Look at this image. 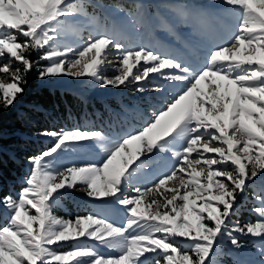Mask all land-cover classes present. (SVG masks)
<instances>
[{"label":"snow or ice","instance_id":"snow-or-ice-1","mask_svg":"<svg viewBox=\"0 0 264 264\" xmlns=\"http://www.w3.org/2000/svg\"><path fill=\"white\" fill-rule=\"evenodd\" d=\"M86 6L0 0V113L19 103L32 72L41 82L88 77L103 89L133 86L162 102L142 127L115 138L79 127L37 132L51 146L25 158L15 197L0 190V264H219L226 240L243 247L236 234L258 238L264 256V197L256 222L232 219L238 196L264 173V0H217V15L239 19L186 55L155 52L99 24L73 46L66 37H78ZM116 10L131 16L133 31L151 23L142 12ZM112 57L118 66L104 76ZM93 147L103 155L76 162ZM77 192L99 201L93 213L57 217L54 209ZM116 217L122 222H110Z\"/></svg>","mask_w":264,"mask_h":264},{"label":"rangeland","instance_id":"rangeland-1","mask_svg":"<svg viewBox=\"0 0 264 264\" xmlns=\"http://www.w3.org/2000/svg\"><path fill=\"white\" fill-rule=\"evenodd\" d=\"M81 2L87 5L85 11L88 13V18H94L96 23H90L88 18H80L81 22L77 25L78 37L73 32H69L66 37L73 46L86 43L91 38L89 33L99 24L109 31L124 30L131 41L148 46L150 50L186 55L190 47L205 38V32L208 34L217 32L229 21L235 23L239 19L238 12L229 13L226 17L217 15L218 10L215 7L217 0H81ZM97 4L100 6L95 7L94 5ZM116 6L124 8L125 12L130 14L142 12L150 19V25L140 28L138 32L133 31L129 24L131 16L118 12ZM178 10H183L189 15L181 18L177 14ZM196 13L203 15L197 18L193 15ZM183 23L185 30L176 34L177 27ZM30 58L36 60L38 56L33 53ZM110 59L112 63L104 66L102 72L104 76L114 75V69L118 66V61L114 57ZM41 63L46 62L41 61ZM0 78H3V74H0ZM27 81L25 92L20 97L19 103L11 111L0 113V137L18 135L29 139V144L34 150L40 149L41 146H51L44 143V138L29 130V123L34 121V112H45L39 104L29 99V96L40 88L44 87L50 91L56 89L59 94L68 92L77 97L74 99V109L78 112L69 116L66 121L60 122L63 128L79 127L83 130L101 131L110 138L123 136L138 128L136 121L139 122L141 113L154 105L161 95L149 92L141 97L133 90V86L122 89H103L88 82V77L79 79L63 77L41 82L37 79V73L32 72L28 75ZM15 120L24 124V127L18 130L7 128L13 126L16 123ZM0 149L8 154L17 155L18 150L22 151L24 148L11 145L0 147ZM76 155V162L83 164L90 159H98L103 153L99 148L93 147ZM261 174L257 181L249 183L247 189L238 196L239 214L232 219L239 221L241 225L256 222L259 219L253 209L262 206L258 199V197H264V173ZM96 203L99 201H94L84 193L77 192L74 199H67L61 207L54 209V214L59 218L75 219L78 215L92 214L93 208L90 205ZM116 208L120 209L121 206L117 205ZM4 211L0 209V213ZM123 215L126 216V213ZM110 222L121 223L122 218H112ZM236 235L243 247L236 250L226 240L223 246L224 254L220 255V249H217V257L214 259H218L219 264H264V256L260 254L261 245L257 243L258 238L250 235ZM100 251L105 255L111 254L105 249Z\"/></svg>","mask_w":264,"mask_h":264},{"label":"trees","instance_id":"trees-1","mask_svg":"<svg viewBox=\"0 0 264 264\" xmlns=\"http://www.w3.org/2000/svg\"><path fill=\"white\" fill-rule=\"evenodd\" d=\"M76 98L71 93L63 92L59 94L56 89L50 91L44 87L34 92L32 96H29V99L39 104L45 112H34V121L29 123V130L37 133L41 130L58 131L63 128L60 122L66 121L69 116H73L78 112L77 109H74V99ZM14 122L16 123L13 126L7 128L18 130L24 127V124L19 121L15 120ZM43 122L45 123L43 124ZM29 142V139L18 135L0 137L1 148L11 145L24 148L22 151L19 149L17 155L8 154L3 149H0V159L3 161L2 169H0V190L4 194H11L14 197L17 195L19 189L22 187L19 180L21 177L27 175V166L24 163L25 158L38 154L41 150L47 148L41 146L36 151L31 147ZM13 156L15 159L12 158Z\"/></svg>","mask_w":264,"mask_h":264},{"label":"built area","instance_id":"built-area-1","mask_svg":"<svg viewBox=\"0 0 264 264\" xmlns=\"http://www.w3.org/2000/svg\"><path fill=\"white\" fill-rule=\"evenodd\" d=\"M151 114V110H149L148 114L146 116H149ZM143 125V124H142ZM169 186H172V183H169Z\"/></svg>","mask_w":264,"mask_h":264},{"label":"crops","instance_id":"crops-1","mask_svg":"<svg viewBox=\"0 0 264 264\" xmlns=\"http://www.w3.org/2000/svg\"><path fill=\"white\" fill-rule=\"evenodd\" d=\"M258 177H259V175H258ZM258 177H257V178H258ZM255 179H256V178H255Z\"/></svg>","mask_w":264,"mask_h":264}]
</instances>
